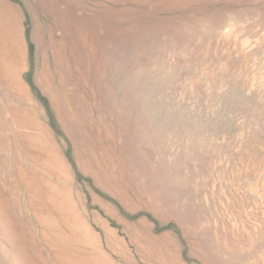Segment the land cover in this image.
Returning a JSON list of instances; mask_svg holds the SVG:
<instances>
[{
	"label": "rangeland",
	"instance_id": "374dc122",
	"mask_svg": "<svg viewBox=\"0 0 264 264\" xmlns=\"http://www.w3.org/2000/svg\"><path fill=\"white\" fill-rule=\"evenodd\" d=\"M163 238L264 264V0H0V264Z\"/></svg>",
	"mask_w": 264,
	"mask_h": 264
},
{
	"label": "crops",
	"instance_id": "0c3cea01",
	"mask_svg": "<svg viewBox=\"0 0 264 264\" xmlns=\"http://www.w3.org/2000/svg\"><path fill=\"white\" fill-rule=\"evenodd\" d=\"M102 228L104 230L106 239H108V242H113L112 232L107 227H105V225L103 226V224H102ZM161 240H164L162 250H163V255L165 254V258L164 257L160 258L161 262L163 264H183V260L181 259L180 255L176 253H171V250L169 249L171 244H173V241L168 240V238H165V239L163 238Z\"/></svg>",
	"mask_w": 264,
	"mask_h": 264
}]
</instances>
